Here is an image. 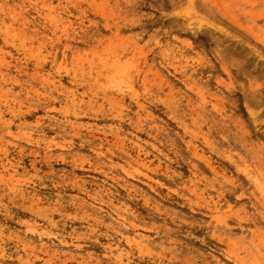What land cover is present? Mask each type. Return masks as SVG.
<instances>
[{"label":"rangeland","instance_id":"rangeland-1","mask_svg":"<svg viewBox=\"0 0 264 264\" xmlns=\"http://www.w3.org/2000/svg\"><path fill=\"white\" fill-rule=\"evenodd\" d=\"M0 264H264V0H0Z\"/></svg>","mask_w":264,"mask_h":264}]
</instances>
